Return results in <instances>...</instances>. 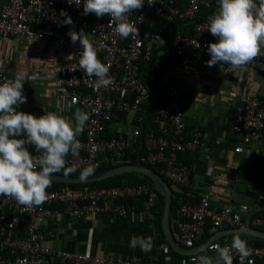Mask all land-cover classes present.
I'll return each instance as SVG.
<instances>
[{
    "label": "built area",
    "instance_id": "2783aa9c",
    "mask_svg": "<svg viewBox=\"0 0 264 264\" xmlns=\"http://www.w3.org/2000/svg\"><path fill=\"white\" fill-rule=\"evenodd\" d=\"M213 1L154 0L149 5L145 0L141 9L127 17V21L135 23L138 28L137 38L119 36L114 30L115 25H109L108 15L97 18L94 13L83 14V0L80 6L69 5L68 0H9L0 3L1 37L48 38L56 45H65L69 29L64 23L65 17L60 14L61 10L68 15H77L79 32L83 30L87 34L98 58L110 66L109 75L115 78V84L97 87L96 78L85 74L79 66L83 51L79 41L73 57L59 65L56 84L64 85L70 102L80 105L90 114L82 135L78 137L82 147L78 154H68L66 165L77 170L95 165V172H100L105 170H100L104 166L131 163L130 154L134 152L138 156L137 163L160 165L161 174L167 178L176 201L175 213H170V228L176 242L185 249L198 246L196 243L201 240L208 224L213 232L223 225L264 226V214L246 219L231 205L214 204L208 192L196 198L193 194L196 188L193 165L180 159L182 152L198 151L203 146V140L200 128H187L180 102L182 89L173 80L177 72L182 77L193 60L206 63L210 59L207 47L217 38L207 28L210 17L219 6L205 19L199 20L190 35L174 34L172 23L177 18L194 19L203 5L210 6ZM181 3L185 5L181 6ZM149 12L156 24L167 30L166 33L152 31L146 26ZM170 44L180 59L162 71L157 70L163 101L151 116L157 128L144 132L141 124L143 112L155 96L142 77V65L153 60L156 50L159 55H167ZM245 66L264 72V59L258 55ZM12 78L13 75L0 71V83ZM122 113L133 115L131 128L126 129L121 123L116 128L111 125L110 130L116 134L107 135L108 123H119ZM230 121L231 129L240 136L236 152H242L245 144L259 143L264 139V99L258 95H241ZM31 153L37 157L40 155L38 152ZM46 191L47 201L33 207L21 206L11 198L0 196V264H193L194 258L199 256V253H192L181 259H171L173 250L170 245L165 246L160 260L131 255H93L54 248L47 241L55 236V232L47 227V223L59 213L78 218L107 209L122 216L130 210L124 199L145 196L146 204L153 206L157 194L147 182H124L113 186L61 185ZM232 237H217L204 249L216 258L213 247L230 246ZM247 245L251 255L244 260V264H249V261L264 264V244L247 241ZM232 254L233 264H240L235 251Z\"/></svg>",
    "mask_w": 264,
    "mask_h": 264
},
{
    "label": "crops",
    "instance_id": "0c3cea01",
    "mask_svg": "<svg viewBox=\"0 0 264 264\" xmlns=\"http://www.w3.org/2000/svg\"><path fill=\"white\" fill-rule=\"evenodd\" d=\"M8 1L0 0V3ZM69 16L73 21L68 24L69 31L79 32L77 15L71 13ZM77 44L71 42L69 35L65 45H56L48 38L29 40L20 36H0V71L31 78L25 80L23 94L27 100L16 106L18 111L36 117L55 112L73 120L78 109L86 112L80 105L71 103L66 87L55 81L59 65L73 57ZM259 56L264 59V48ZM173 83H178L182 89L180 102L187 126L202 131L203 146L193 153L192 161L196 185L194 196L197 198L208 192L214 204L231 205L246 219L262 215L264 139L259 143L245 144L242 152H236L240 136L231 129L230 119L241 95H258L264 99V72L247 66L233 69L227 64L208 67L206 63L195 61L182 77L177 72ZM131 117L133 115L127 113L119 123L112 124L113 128L121 123L130 129ZM47 227L55 232V236L47 241L52 247L93 255H131L160 260L165 246L169 245L162 227V216L158 210L148 208H130L122 216L107 209L78 218H70L61 212L47 223ZM230 228L223 225L210 236L219 233L218 237L229 238L236 233L227 232ZM133 236H151L152 250L143 252L139 247H130ZM198 253L213 257L205 249ZM172 258L182 257L173 251Z\"/></svg>",
    "mask_w": 264,
    "mask_h": 264
},
{
    "label": "clouds",
    "instance_id": "9594fccd",
    "mask_svg": "<svg viewBox=\"0 0 264 264\" xmlns=\"http://www.w3.org/2000/svg\"><path fill=\"white\" fill-rule=\"evenodd\" d=\"M82 0H68L81 5ZM145 0H83V14L94 13L97 18L110 17L109 25H115V32L122 38L139 35L135 23L127 17L141 9ZM149 5L154 0H147ZM65 24H72V18L66 11ZM207 31L217 38L207 47L210 59L208 67L227 64L233 69L245 66L256 58L264 48V0H219V8L209 19ZM71 42L77 41L83 47L79 66L88 77L96 78L97 87L115 84V78L109 75V65L98 58L94 45L81 30H70ZM2 67V65H0ZM23 74L0 83V196L13 199L25 207L41 206L47 199V189L52 186V174L68 176L77 171L76 167H66L69 153L76 155L82 145L78 137L83 133L90 114L81 110L75 112L74 120L55 112H47L39 117L18 111L16 106L26 103L23 94L25 80ZM34 147L40 155L33 156L28 146ZM95 165H89L80 172L86 179L95 172ZM153 240L133 236L130 247H139L143 252L152 250ZM216 258L199 255L193 264H233V251L239 256L240 264L251 255L247 241L240 233H234L230 246L215 245ZM252 264V261H249Z\"/></svg>",
    "mask_w": 264,
    "mask_h": 264
},
{
    "label": "trees",
    "instance_id": "16d2710c",
    "mask_svg": "<svg viewBox=\"0 0 264 264\" xmlns=\"http://www.w3.org/2000/svg\"><path fill=\"white\" fill-rule=\"evenodd\" d=\"M180 5L183 6V5H185V3H181ZM217 6H219V0H214L210 6L203 5L201 12H199L198 16L195 17L194 19H190V18L179 19V18H177L172 23V28L174 30V34L175 33H181L183 35L192 34L194 32V27H195L196 23L199 20L205 19L209 15V13H211ZM146 26L149 29H151L152 31H158V32H163V33H166V31H167V30L160 28L156 24L154 16L151 12H149V18H148V22H147ZM168 37L171 38V37H173V35L168 36ZM179 59H180V57L178 55H176V53L174 52L172 44H170V49L168 50L167 55H165V56L159 55L158 51L156 50L152 61L148 62V64H145V62H143L142 69H141L142 77L145 80V82L147 83V85L149 86V88L152 90V92L155 96V100L152 103L145 106V109L143 112L144 120L141 124L143 125L144 132H146L148 129H151V128H157V125L152 121L151 116H152L153 111L157 110L161 106V103L163 101V97H162L161 92H160L159 75L157 73L159 71H162L166 67L172 66L174 64V62L179 61ZM193 62H195V60H193L192 63ZM157 70H158V72H157ZM125 115H126V113L121 114V116H125ZM112 123H113V121H110L107 125V132H106L107 135L116 134V132L110 130ZM187 128L189 130L192 129L189 126H187ZM28 149L31 152H36L34 147H32V148L28 147ZM130 155H131V163H137L138 162L137 153L134 152V153H131ZM180 159L183 162H186L188 164H192L193 152H191V151L182 152L180 154ZM111 166H113V165L104 166L100 170L109 168ZM148 166L154 168L156 171L161 173V166L160 165L148 164ZM66 167H70V166L66 165ZM81 171L82 170H77L76 172H74L71 175H80ZM60 173L63 174V170ZM166 180H167V178H166ZM124 182L135 183V184L147 182L156 190V194H157L156 202L153 206H148L146 204V197L145 196H138V197H129V198L124 199L123 201L127 207L134 208V209H140V210H145L146 208H148V209H150V211L158 210L160 215L161 216L163 215L164 195H163L162 190L159 189L158 184L150 176L145 175L143 173H139V172H125V173L113 175V176H110V177H107L104 179L94 180V181H90V182H83V183H66V182H60V181H52V186L50 188H57V187H60L61 185H70L72 187H78V186H83V185L113 186V185H121ZM175 209H176V201H175V199H173L172 200L171 215H173L175 213ZM263 214H264V212H263ZM209 227H210V225L208 224L206 227L205 233L203 234L201 240L196 243V245H198L200 242L206 240V238L212 234V231H210ZM258 227L261 229H264V226H258ZM240 235H241V239H245L250 243H255L258 245L264 244V238L249 235V234H243V233H240ZM173 251H174V254L176 256H179V257H185L186 256V255H183V254L176 252L175 250H173Z\"/></svg>",
    "mask_w": 264,
    "mask_h": 264
},
{
    "label": "water",
    "instance_id": "95a60500",
    "mask_svg": "<svg viewBox=\"0 0 264 264\" xmlns=\"http://www.w3.org/2000/svg\"><path fill=\"white\" fill-rule=\"evenodd\" d=\"M125 172H139L143 173L145 175L150 176L161 188L163 195H164V210L162 215V227L163 231L165 233V236L167 238V241L169 245L174 249L176 252L188 255L192 253H198L201 250H203L207 245L216 239L218 237L219 233H214L212 236L207 238L205 241H203L201 244H199L194 249H185L181 247L173 237L171 228H170V213L172 209V189L166 180V178L156 171L154 168L144 164V163H126V164H120L115 165L110 168H107L100 172H95L91 176L87 177L86 179H81L80 175H68L65 176L62 173H55L52 174L51 178L52 181H60V182H66V183H83V182H90L94 180H100L104 179L113 175L125 173ZM227 232H236V233H245L257 237L264 238V229L254 227L251 225L246 226H239V227H231L228 229Z\"/></svg>",
    "mask_w": 264,
    "mask_h": 264
},
{
    "label": "rangeland",
    "instance_id": "374dc122",
    "mask_svg": "<svg viewBox=\"0 0 264 264\" xmlns=\"http://www.w3.org/2000/svg\"><path fill=\"white\" fill-rule=\"evenodd\" d=\"M158 187H159V189H161L159 185H158Z\"/></svg>",
    "mask_w": 264,
    "mask_h": 264
}]
</instances>
